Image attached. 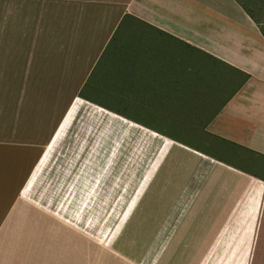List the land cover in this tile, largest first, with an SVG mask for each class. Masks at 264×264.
<instances>
[{
	"label": "crops",
	"instance_id": "obj_1",
	"mask_svg": "<svg viewBox=\"0 0 264 264\" xmlns=\"http://www.w3.org/2000/svg\"><path fill=\"white\" fill-rule=\"evenodd\" d=\"M76 16L44 67L58 104L31 108L26 137L0 132V264L101 248L85 228L100 223L119 121L164 143L122 221L133 248L163 242L158 264H264L262 24L240 0H118Z\"/></svg>",
	"mask_w": 264,
	"mask_h": 264
},
{
	"label": "rangeland",
	"instance_id": "obj_2",
	"mask_svg": "<svg viewBox=\"0 0 264 264\" xmlns=\"http://www.w3.org/2000/svg\"><path fill=\"white\" fill-rule=\"evenodd\" d=\"M240 1L264 29V0ZM117 3L118 0H0L1 133L9 136L19 129L24 133L22 136H28L29 128L34 124L31 119V125L28 124L29 118L37 115L32 114L31 108L44 106L47 101V92L43 89L47 90L44 67L48 58L50 59L49 53H52V47L59 46L62 41L73 39L70 34L77 30L75 26L79 17L76 14L93 8H114ZM59 100L60 96H48V107L58 104ZM117 123L122 124L126 132L111 130L112 136L116 138V154L113 155L112 145L101 146L102 153H106L108 157L110 153L113 155L110 157L113 162L109 172L103 173L107 166L101 167L106 179L102 183L99 199L102 207L99 213L100 223L91 226L90 230L85 228L90 234L100 232L104 243H101V248L96 246V242L91 249L85 245L84 262L82 258L74 256L69 264H95L93 250L101 257L98 260L95 256L97 264H132L131 261L137 264H158L157 253L163 242L134 241L133 248L126 237L122 221L125 212L130 211L135 203L141 190L142 178L149 166L151 171L163 141L142 135L120 121ZM33 131L36 134L39 130ZM105 188L111 190L110 193ZM103 245L108 248H103ZM138 253L141 254L136 256Z\"/></svg>",
	"mask_w": 264,
	"mask_h": 264
},
{
	"label": "water",
	"instance_id": "obj_3",
	"mask_svg": "<svg viewBox=\"0 0 264 264\" xmlns=\"http://www.w3.org/2000/svg\"><path fill=\"white\" fill-rule=\"evenodd\" d=\"M164 147V143L161 145V147H160V151H161V149Z\"/></svg>",
	"mask_w": 264,
	"mask_h": 264
}]
</instances>
